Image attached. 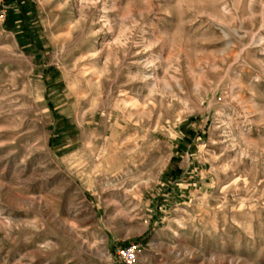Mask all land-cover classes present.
Returning a JSON list of instances; mask_svg holds the SVG:
<instances>
[{"label":"rangeland","instance_id":"rangeland-1","mask_svg":"<svg viewBox=\"0 0 264 264\" xmlns=\"http://www.w3.org/2000/svg\"><path fill=\"white\" fill-rule=\"evenodd\" d=\"M4 6L0 264H264V0Z\"/></svg>","mask_w":264,"mask_h":264},{"label":"built area","instance_id":"built-area-1","mask_svg":"<svg viewBox=\"0 0 264 264\" xmlns=\"http://www.w3.org/2000/svg\"><path fill=\"white\" fill-rule=\"evenodd\" d=\"M6 16V7L4 0H0V20L3 21ZM140 252L139 245H129L116 250V256L122 264H134Z\"/></svg>","mask_w":264,"mask_h":264},{"label":"bare ground","instance_id":"bare-ground-1","mask_svg":"<svg viewBox=\"0 0 264 264\" xmlns=\"http://www.w3.org/2000/svg\"><path fill=\"white\" fill-rule=\"evenodd\" d=\"M151 85V84H150ZM178 86V85H177ZM153 88V87H152ZM166 89L168 88V87H165Z\"/></svg>","mask_w":264,"mask_h":264}]
</instances>
